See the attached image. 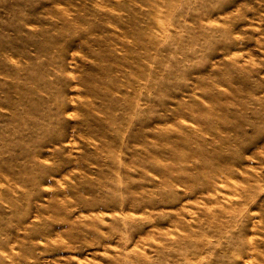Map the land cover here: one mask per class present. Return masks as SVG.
Returning <instances> with one entry per match:
<instances>
[{
  "label": "rangeland",
  "instance_id": "obj_1",
  "mask_svg": "<svg viewBox=\"0 0 264 264\" xmlns=\"http://www.w3.org/2000/svg\"><path fill=\"white\" fill-rule=\"evenodd\" d=\"M0 264H264V0H0Z\"/></svg>",
  "mask_w": 264,
  "mask_h": 264
}]
</instances>
